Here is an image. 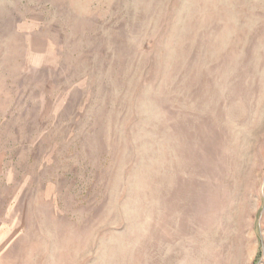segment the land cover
<instances>
[{"label":"rangeland","instance_id":"1","mask_svg":"<svg viewBox=\"0 0 264 264\" xmlns=\"http://www.w3.org/2000/svg\"><path fill=\"white\" fill-rule=\"evenodd\" d=\"M0 264H264V0H0Z\"/></svg>","mask_w":264,"mask_h":264}]
</instances>
